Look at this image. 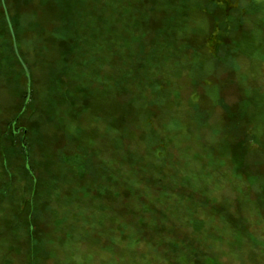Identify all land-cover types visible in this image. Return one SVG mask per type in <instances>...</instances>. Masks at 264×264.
Listing matches in <instances>:
<instances>
[{
  "label": "rangeland",
  "instance_id": "obj_1",
  "mask_svg": "<svg viewBox=\"0 0 264 264\" xmlns=\"http://www.w3.org/2000/svg\"><path fill=\"white\" fill-rule=\"evenodd\" d=\"M4 3L0 264H264V0Z\"/></svg>",
  "mask_w": 264,
  "mask_h": 264
},
{
  "label": "trees",
  "instance_id": "obj_2",
  "mask_svg": "<svg viewBox=\"0 0 264 264\" xmlns=\"http://www.w3.org/2000/svg\"><path fill=\"white\" fill-rule=\"evenodd\" d=\"M1 5L3 6V11H4V14H5V21H6V24H7V27H8V31H9V33L11 35V38H12V44H13L12 45V49H13V52H14L15 56L17 57L18 62L20 63V65L24 69V72H25L26 76H28V71H27L24 63L22 62V60L20 58V55L18 53V50H17V45H16V42H15L14 33L12 31L11 22H10V19H9L8 14H7V11H6V7H5L4 0H1ZM22 113H23V111H21V113L19 114L18 118L21 116ZM16 124H17V119L12 123V131H13V134H15ZM21 147L23 148V146H21Z\"/></svg>",
  "mask_w": 264,
  "mask_h": 264
}]
</instances>
